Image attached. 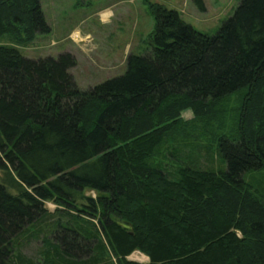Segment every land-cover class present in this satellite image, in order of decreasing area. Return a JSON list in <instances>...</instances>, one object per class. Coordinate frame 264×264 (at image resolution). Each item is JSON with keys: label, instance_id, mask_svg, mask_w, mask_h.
I'll return each instance as SVG.
<instances>
[{"label": "trees", "instance_id": "trees-1", "mask_svg": "<svg viewBox=\"0 0 264 264\" xmlns=\"http://www.w3.org/2000/svg\"><path fill=\"white\" fill-rule=\"evenodd\" d=\"M152 10L150 48L88 89L71 52L0 45V264H264V0H240L215 34ZM50 31L41 0H0V35ZM240 90L227 128L219 107ZM185 110L217 148L165 171L153 157Z\"/></svg>", "mask_w": 264, "mask_h": 264}, {"label": "rangeland", "instance_id": "rangeland-1", "mask_svg": "<svg viewBox=\"0 0 264 264\" xmlns=\"http://www.w3.org/2000/svg\"><path fill=\"white\" fill-rule=\"evenodd\" d=\"M155 3L176 9L197 30L215 34L234 13L240 0H41L51 31L37 34L28 43L16 42L11 34L5 33L0 35V45H15L24 56L30 58L57 56L72 51L78 62L71 71L79 87L88 89L110 77L123 74L129 55L141 54L150 48V36L156 24L152 10V4ZM105 12L108 14L105 15ZM242 91L226 98L219 107L224 111L218 122H224L227 128H231L235 122V108L240 105ZM213 118L212 122L216 120V117ZM210 121L196 118L191 110L183 111L180 125L174 126L172 134L168 135L169 144L159 146L153 157L154 162H162L163 166L166 164L163 167L165 171H173L180 164L189 163L185 159L187 155L203 156L209 151L215 153L217 145L212 142ZM205 123L209 126L208 134L202 128ZM182 139L185 140L181 142ZM190 147H193L194 152ZM215 163L218 165L219 161L216 159ZM253 176L263 179L264 169ZM86 195L96 197L97 192L87 189ZM45 206L47 215L53 214L63 223L71 221L69 215L56 210L54 202L47 201ZM42 247V241L28 239L24 248L28 254L34 253L38 257L40 253L37 255L35 251ZM127 258L146 260L140 251L133 252ZM40 260L41 255L37 264H41Z\"/></svg>", "mask_w": 264, "mask_h": 264}, {"label": "crops", "instance_id": "crops-1", "mask_svg": "<svg viewBox=\"0 0 264 264\" xmlns=\"http://www.w3.org/2000/svg\"><path fill=\"white\" fill-rule=\"evenodd\" d=\"M69 52L73 53L72 51H69ZM144 255H145V254H144ZM145 256H146V255H145ZM130 260H132V259H130ZM139 262L147 263V262H149V257L146 256V260H145V261H139Z\"/></svg>", "mask_w": 264, "mask_h": 264}, {"label": "bare ground", "instance_id": "bare-ground-1", "mask_svg": "<svg viewBox=\"0 0 264 264\" xmlns=\"http://www.w3.org/2000/svg\"><path fill=\"white\" fill-rule=\"evenodd\" d=\"M108 13L105 12V15H107Z\"/></svg>", "mask_w": 264, "mask_h": 264}]
</instances>
